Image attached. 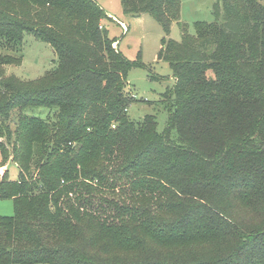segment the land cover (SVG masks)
<instances>
[{
    "label": "trees",
    "instance_id": "1",
    "mask_svg": "<svg viewBox=\"0 0 264 264\" xmlns=\"http://www.w3.org/2000/svg\"><path fill=\"white\" fill-rule=\"evenodd\" d=\"M261 1L219 0L191 34L181 0H120L163 30L174 85L158 133L154 115L126 114L127 72L144 66L113 46L96 0H0V200L14 209L0 264H264ZM24 35L56 57L35 80L5 70Z\"/></svg>",
    "mask_w": 264,
    "mask_h": 264
},
{
    "label": "rangeland",
    "instance_id": "2",
    "mask_svg": "<svg viewBox=\"0 0 264 264\" xmlns=\"http://www.w3.org/2000/svg\"><path fill=\"white\" fill-rule=\"evenodd\" d=\"M111 13L115 19L104 20L103 26L121 54L130 62H140L144 67L131 68L126 75L128 90L133 100L127 109L130 121L139 122L147 115L156 117V131L161 133L166 127L168 117V91L174 85L171 70L164 61L157 60L160 40L164 36L161 26L148 14L141 24L129 23L123 14L120 0H96ZM219 0H181L179 21L186 24L189 33H193L194 22L212 23L215 21L212 6ZM264 6V0L260 2ZM110 18V17H109ZM120 22H123L125 29ZM127 27L128 33L127 32ZM181 37L177 23H172L168 39L179 42ZM22 63L20 66L5 67L7 75H15L22 80H35L52 69L56 57L52 48L31 35H24L22 45ZM43 111V110H42ZM45 113V111H43ZM0 153V175L5 171ZM10 179L17 176V168L9 165ZM14 213L10 199L0 200V216L9 217Z\"/></svg>",
    "mask_w": 264,
    "mask_h": 264
},
{
    "label": "crops",
    "instance_id": "3",
    "mask_svg": "<svg viewBox=\"0 0 264 264\" xmlns=\"http://www.w3.org/2000/svg\"><path fill=\"white\" fill-rule=\"evenodd\" d=\"M102 8V7H101ZM103 9V8H102ZM103 11L105 12V14L108 16V17H110L111 19H115V17L111 14V13H109V12H107V11H105V9H103ZM144 15H146V14H143V15H141V16H138V17H132V16H127L126 15V19H127V21H128V23H129V26L132 24V23H134V22H137L138 24H141L142 23V20L144 19ZM120 25L122 26V28L123 29H125V26H127V25H125L123 22H120ZM128 27H127V32L126 33H128ZM114 46V45H113ZM117 45L115 44V47H116Z\"/></svg>",
    "mask_w": 264,
    "mask_h": 264
}]
</instances>
